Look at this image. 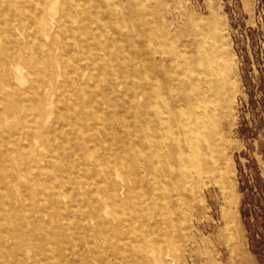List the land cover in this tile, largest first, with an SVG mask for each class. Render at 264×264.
<instances>
[{"label": "rangeland", "instance_id": "obj_1", "mask_svg": "<svg viewBox=\"0 0 264 264\" xmlns=\"http://www.w3.org/2000/svg\"><path fill=\"white\" fill-rule=\"evenodd\" d=\"M0 264H264V0H0Z\"/></svg>", "mask_w": 264, "mask_h": 264}, {"label": "bare ground", "instance_id": "obj_2", "mask_svg": "<svg viewBox=\"0 0 264 264\" xmlns=\"http://www.w3.org/2000/svg\"><path fill=\"white\" fill-rule=\"evenodd\" d=\"M58 4V3H57ZM63 4V3H62ZM39 7V6H38ZM58 9H59V7H58ZM34 10V9H33ZM103 16H104V14H103ZM73 17V16H72ZM78 17V16H77ZM78 19V18H77ZM71 23V22H70ZM77 27V26H76ZM91 27V26H90ZM31 30H32V28H30ZM30 31V30H29ZM126 33V32H125ZM24 35V34H23ZM8 36V35H7ZM77 36V35H76ZM69 38V37H68ZM9 39V38H8ZM18 41V40H17ZM26 41V40H25ZM19 42V41H18ZM29 43V42H28ZM8 44H9V42H8ZM40 46V45H39ZM212 46V45H211ZM83 47V46H82ZM43 48V47H42ZM46 48H48V47H46ZM86 48V47H85ZM45 50V49H44ZM47 50V49H46ZM49 50V49H48ZM215 51V50H214ZM44 52V51H43ZM33 59V58H32ZM52 60V59H51ZM63 61V60H62ZM58 65V64H57ZM186 65V64H185ZM69 69V68H68ZM45 70V69H44ZM142 75V74H141ZM224 75V74H223ZM74 78V77H73ZM83 79V78H82ZM66 81H68V80H66ZM141 116H142V114H137V117H136V125H138L139 127H141L142 125H143V123H142V120L140 119L141 118ZM187 119V118H186ZM187 123H188V121H187ZM199 126V125H198ZM198 130V127H197V125L195 124V123H190V125H189V127H188V133H193V132H195V131H197ZM192 135V134H191ZM196 135V134H195ZM182 141V140H181ZM200 145H204V146H206V141H204V143L202 142H198V141H195V142H191L190 143V146L192 147V148H194V150H196V151H198V147L200 146ZM204 155V154H203ZM105 159V158H104ZM51 161V160H50ZM7 165V164H6ZM103 171H105L106 173H108L109 172V168H106V169H104Z\"/></svg>", "mask_w": 264, "mask_h": 264}]
</instances>
